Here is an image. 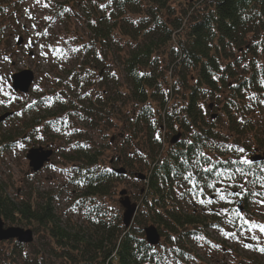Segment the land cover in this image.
I'll return each mask as SVG.
<instances>
[{
  "label": "trees",
  "instance_id": "trees-1",
  "mask_svg": "<svg viewBox=\"0 0 264 264\" xmlns=\"http://www.w3.org/2000/svg\"><path fill=\"white\" fill-rule=\"evenodd\" d=\"M72 2L83 13L82 59L66 67L33 21L67 79L58 77L52 94L9 105L0 123L2 159L18 140L55 148L40 133L62 134L65 180L40 190L29 172L15 196L0 182L4 224L33 231L31 243L0 242L8 244L0 264H186L208 230L239 242L249 227L236 203L209 196L224 180L246 193L244 215L264 198V162H240L264 149V0ZM13 3L0 0V43L15 35ZM128 179L141 186H132L138 208L126 227L115 194ZM148 225L162 242H147Z\"/></svg>",
  "mask_w": 264,
  "mask_h": 264
},
{
  "label": "rangeland",
  "instance_id": "rangeland-1",
  "mask_svg": "<svg viewBox=\"0 0 264 264\" xmlns=\"http://www.w3.org/2000/svg\"><path fill=\"white\" fill-rule=\"evenodd\" d=\"M72 1L68 0L66 3L65 0H14V3L10 4L11 6L8 7V11H15L18 24H16L15 28L11 26L8 32L9 34L11 29H14L15 35H10L9 40L5 39L0 43V50L2 52L4 50L7 51L5 53L7 57L3 59L0 56V89H2L0 90V107L2 105L9 107L11 104L18 107L23 103L26 104L32 101L35 95L42 94L47 96L48 93L52 94L58 90L56 79L58 77L59 79H67L63 72L59 70V64L50 54L49 47L45 44V41L37 40L35 28L32 25L33 21L36 23V28L47 29V40H50L52 43L56 42L58 46L56 47L61 49L60 57H62V61L66 67H71L76 60L82 59L80 56L82 51L78 47V40H80L81 35L86 36L83 33L85 32L84 24L82 23L83 13L79 12V6ZM59 2L69 6L66 13L57 14L53 10V6ZM66 28H68L69 32H67ZM74 31L77 34H73ZM19 40H21V43L17 44L16 42ZM24 69H29L35 74L32 88L27 93H13L10 88V82L8 83L7 80H10V76L13 73ZM11 111L12 109L10 108L8 112ZM1 115L3 113L0 108V117ZM6 122L4 123V127L9 125V121ZM116 131L117 129H112L110 135L113 136ZM69 132H71V129L68 130ZM40 135H43L47 141L54 139L56 142L55 148L53 145L52 147L49 145V148L53 149V153L50 162L47 164L48 167L43 168L32 176L34 177L33 182L36 184V187L40 190H48L56 187L60 181L64 183L65 180L64 176H62L63 163L59 156V153L64 149V139L61 138L62 134L53 133L51 129L46 133L41 131ZM37 146L49 149L44 144L35 143L32 139L24 142L18 140L14 151L7 153L6 156H3V159L0 158V182L7 185V191L11 196H15V193L21 194V188L24 184L23 179L30 172L25 153L29 148ZM55 149L58 151L55 152ZM113 156V154H108V158L106 159L107 165ZM242 158H246V156H242ZM133 185H136L135 187L141 186V182L128 179L118 186V191L115 194V203L120 207L121 213L123 212V208L119 204L120 190H127L131 202L138 203L135 197V190L133 189L135 187H132ZM261 201H264V198H259V201L253 202L247 210L246 217L245 215L243 216L249 228L239 242L226 238V234L220 236L208 230L207 242H197L190 245V250H192L194 257L190 258L186 264H264V252L259 250L264 248V232L258 227L264 226V203H261ZM66 203L67 199L61 200L60 208L64 209ZM219 206V204H216L215 208L219 209ZM206 207L209 208L207 204ZM74 219H77V216H74ZM160 242H162L161 238ZM1 246L8 247V244L0 243Z\"/></svg>",
  "mask_w": 264,
  "mask_h": 264
},
{
  "label": "water",
  "instance_id": "water-1",
  "mask_svg": "<svg viewBox=\"0 0 264 264\" xmlns=\"http://www.w3.org/2000/svg\"><path fill=\"white\" fill-rule=\"evenodd\" d=\"M20 42V40H19ZM34 80V74L29 69H24L11 75V89L15 92L27 93ZM11 113H5L0 117V121L6 118ZM178 135L174 140L178 139ZM173 140V141H174ZM52 149H44L43 147H31L26 152L28 165L33 172L39 171L46 162H49L52 155ZM264 159V151L262 154H256L254 161ZM117 173H124L123 169H117ZM143 178V176H139ZM119 204L123 208L122 221L124 226L128 227L137 209L136 203L131 202L126 190L119 192ZM144 234L147 242L151 245H156L159 241V233L157 229L150 225L144 228ZM15 239L20 243H31L33 241V231L30 228L19 226L5 225L0 216V241Z\"/></svg>",
  "mask_w": 264,
  "mask_h": 264
},
{
  "label": "flooded vegetation",
  "instance_id": "flooded-vegetation-1",
  "mask_svg": "<svg viewBox=\"0 0 264 264\" xmlns=\"http://www.w3.org/2000/svg\"><path fill=\"white\" fill-rule=\"evenodd\" d=\"M180 139H181V136L177 140H174V137H172L170 139V144H174V143L176 144ZM254 151L257 152L256 149H254ZM248 158H249V155H248ZM222 183L224 185L218 187V193L209 196L210 200L213 202H216L215 198L218 195L217 197L218 198L221 197V199H220L221 201L228 199V200H231L232 203L233 202H234V204L236 203V205L238 202H242V204H243V202L245 200L244 196L246 193L245 192L241 193V191L239 192L238 190H236L235 187L233 188V186L227 185L226 183H224V180L222 181ZM213 202H209V205H212ZM236 205L234 206L235 208H236Z\"/></svg>",
  "mask_w": 264,
  "mask_h": 264
},
{
  "label": "snow or ice",
  "instance_id": "snow-or-ice-1",
  "mask_svg": "<svg viewBox=\"0 0 264 264\" xmlns=\"http://www.w3.org/2000/svg\"><path fill=\"white\" fill-rule=\"evenodd\" d=\"M0 90H2V89H0ZM239 151H240V152H243L244 149H239ZM240 162L243 163V164H247V165L252 164V161L249 160V159H247V158H242ZM261 203H264V201H261ZM252 223H254V222H252ZM258 227H260V230H261L262 232H264V226H258ZM259 250L262 251V252H264V248H261V249H259Z\"/></svg>",
  "mask_w": 264,
  "mask_h": 264
}]
</instances>
